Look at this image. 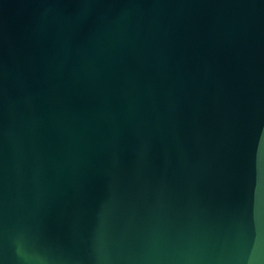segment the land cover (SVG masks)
<instances>
[{"label":"water","instance_id":"water-1","mask_svg":"<svg viewBox=\"0 0 264 264\" xmlns=\"http://www.w3.org/2000/svg\"><path fill=\"white\" fill-rule=\"evenodd\" d=\"M0 264H264V0H0Z\"/></svg>","mask_w":264,"mask_h":264}]
</instances>
